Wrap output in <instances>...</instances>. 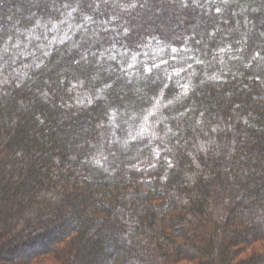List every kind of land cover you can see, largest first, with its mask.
Wrapping results in <instances>:
<instances>
[{
  "label": "trees",
  "instance_id": "1",
  "mask_svg": "<svg viewBox=\"0 0 264 264\" xmlns=\"http://www.w3.org/2000/svg\"><path fill=\"white\" fill-rule=\"evenodd\" d=\"M44 256L264 264V0H0V264Z\"/></svg>",
  "mask_w": 264,
  "mask_h": 264
},
{
  "label": "rangeland",
  "instance_id": "2",
  "mask_svg": "<svg viewBox=\"0 0 264 264\" xmlns=\"http://www.w3.org/2000/svg\"><path fill=\"white\" fill-rule=\"evenodd\" d=\"M25 254L21 253L15 256V259L18 260L21 257H24ZM34 264H58L57 261L52 256H44L38 258Z\"/></svg>",
  "mask_w": 264,
  "mask_h": 264
},
{
  "label": "snow or ice",
  "instance_id": "3",
  "mask_svg": "<svg viewBox=\"0 0 264 264\" xmlns=\"http://www.w3.org/2000/svg\"><path fill=\"white\" fill-rule=\"evenodd\" d=\"M219 11H220V9H217V12H219ZM105 31H107V30L105 29ZM161 50H163V49H161ZM172 51L175 52L176 49L173 48ZM154 67H155V65H154ZM181 87L183 88V90H185V91L187 90V86H186V85H182ZM160 103H161V101H157V104H160ZM144 131H145V130L142 129L141 132L138 133V135H143V134H144ZM153 135H155V132H153ZM162 142H163V140H162ZM165 148H167V145H165ZM156 154H157V156H159L160 153L157 152ZM153 167H155V165H153Z\"/></svg>",
  "mask_w": 264,
  "mask_h": 264
},
{
  "label": "clouds",
  "instance_id": "4",
  "mask_svg": "<svg viewBox=\"0 0 264 264\" xmlns=\"http://www.w3.org/2000/svg\"><path fill=\"white\" fill-rule=\"evenodd\" d=\"M131 7H135V5H130Z\"/></svg>",
  "mask_w": 264,
  "mask_h": 264
}]
</instances>
